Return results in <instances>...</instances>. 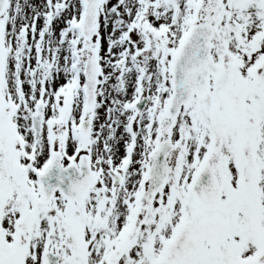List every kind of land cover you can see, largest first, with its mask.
I'll use <instances>...</instances> for the list:
<instances>
[{
    "label": "snow or ice",
    "instance_id": "obj_1",
    "mask_svg": "<svg viewBox=\"0 0 264 264\" xmlns=\"http://www.w3.org/2000/svg\"><path fill=\"white\" fill-rule=\"evenodd\" d=\"M0 264H264V0H0Z\"/></svg>",
    "mask_w": 264,
    "mask_h": 264
}]
</instances>
